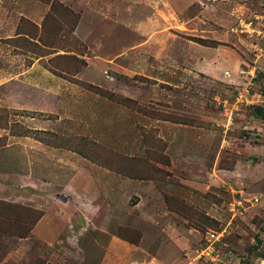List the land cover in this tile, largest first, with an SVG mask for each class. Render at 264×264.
Returning a JSON list of instances; mask_svg holds the SVG:
<instances>
[{
  "label": "rangeland",
  "instance_id": "374dc122",
  "mask_svg": "<svg viewBox=\"0 0 264 264\" xmlns=\"http://www.w3.org/2000/svg\"><path fill=\"white\" fill-rule=\"evenodd\" d=\"M111 1L0 0V264H86L69 236L115 264H264V4Z\"/></svg>",
  "mask_w": 264,
  "mask_h": 264
},
{
  "label": "crops",
  "instance_id": "0c3cea01",
  "mask_svg": "<svg viewBox=\"0 0 264 264\" xmlns=\"http://www.w3.org/2000/svg\"><path fill=\"white\" fill-rule=\"evenodd\" d=\"M60 1L64 4H68L69 7L75 12L80 13V17L83 16L84 13L90 12L89 14H91V16L98 18L100 22L106 18L107 9L110 8V15L112 17L117 16V13H118L117 5L115 4L113 5V2L111 0H60ZM92 27L93 28H91L90 30L93 31L94 33L97 32L96 30H94L95 27H98L97 24H92ZM99 29H102V28H99ZM75 30H77V28ZM262 39L263 40H260L258 46L253 47V53H252L253 60L257 61V64L262 65L261 69L264 68V37ZM202 47H204L205 49H202L204 51L201 56L204 58L205 61L202 62L201 61L202 59L198 58L199 64L197 68L207 73V75H213L214 73H219V69H220L219 66L223 65L224 63L220 61L216 48L214 46L213 47L202 46ZM262 71H264V69ZM235 102H237L238 105L240 104L250 105L251 104V103L248 104L247 102H243V100L237 101L235 97V99L231 103L229 102V104H231V106L233 105L235 109H238V105ZM258 120L260 121L261 124L264 123L263 119L260 118ZM257 127L260 128L261 126L257 124ZM261 128H264V127L262 126ZM43 215L45 214L40 215V218L37 220L35 226H37V224L43 221L45 217ZM98 240H100V243H101V239H97V238H95L94 243H98ZM103 240L104 239H102V241ZM88 241H89L87 242L88 244L85 245V243L82 242V240H80L79 237L69 236L66 240H59V241L56 240V243L59 245V247H57L59 249L58 251L68 258L72 257L77 260L79 259L85 262L86 264H115V262H113L111 257H109L110 260H103V258L99 257L98 255H96V253L89 250L88 248L90 246L94 248L96 246L91 240H88ZM109 242L112 243V247L115 246L114 248L120 246L119 242L117 244L115 239L114 240L112 239ZM74 245L76 246V249L72 248ZM108 247L109 246H106L105 248L108 249ZM114 252L118 254L117 250L116 251L114 250Z\"/></svg>",
  "mask_w": 264,
  "mask_h": 264
},
{
  "label": "built area",
  "instance_id": "2783aa9c",
  "mask_svg": "<svg viewBox=\"0 0 264 264\" xmlns=\"http://www.w3.org/2000/svg\"><path fill=\"white\" fill-rule=\"evenodd\" d=\"M260 3L264 4V0H259ZM257 14V13H255ZM264 17V12L263 14H261ZM255 17V16H254ZM252 72H250L248 75L249 77L252 76ZM250 81H248L247 83H245L244 85H242L240 87V89L237 90V92H235V97L237 99V101H241L243 100V102H257V100H255L254 98L256 97H251L252 96V92L250 91ZM249 84V85H248ZM249 98V99H248ZM251 200H256L255 197H251ZM239 204V200H237L236 205ZM204 238V245L198 250L199 254L208 256V258H212L211 256L214 254L213 249L215 248V244L222 238V235L220 232L218 231H213V230H207L203 236Z\"/></svg>",
  "mask_w": 264,
  "mask_h": 264
},
{
  "label": "trees",
  "instance_id": "16d2710c",
  "mask_svg": "<svg viewBox=\"0 0 264 264\" xmlns=\"http://www.w3.org/2000/svg\"><path fill=\"white\" fill-rule=\"evenodd\" d=\"M255 110L259 117L264 120V111L262 110V108L256 107Z\"/></svg>",
  "mask_w": 264,
  "mask_h": 264
}]
</instances>
